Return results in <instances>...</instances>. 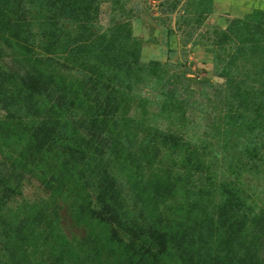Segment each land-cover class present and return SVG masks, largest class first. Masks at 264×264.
Instances as JSON below:
<instances>
[{
    "label": "trees",
    "instance_id": "16d2710c",
    "mask_svg": "<svg viewBox=\"0 0 264 264\" xmlns=\"http://www.w3.org/2000/svg\"><path fill=\"white\" fill-rule=\"evenodd\" d=\"M3 5L0 0L1 36L10 32L6 40L29 67L21 74L0 70L8 113L0 134L9 153V164L0 166V264H73L62 211L78 223L106 226L105 244L90 250L111 255L123 245L131 264H261L264 207L242 187V167L231 166L235 178L216 183L214 158L207 164L180 132L123 114L131 90L115 81L130 79L132 66L120 32L94 35L83 26L72 33L54 15L38 31L28 21L13 27ZM252 34L255 50L264 53V29ZM60 58L76 63L81 76H68ZM259 71L264 76V66ZM257 108L252 122L230 117L232 127L249 135L233 144L238 158L253 161L256 173L263 161L264 138L256 137L264 134V102ZM140 131H146L143 140ZM163 148L173 155L171 167L146 174ZM206 167V180H192ZM119 171H126L127 184ZM25 177H36L54 197L12 208Z\"/></svg>",
    "mask_w": 264,
    "mask_h": 264
},
{
    "label": "rangeland",
    "instance_id": "374dc122",
    "mask_svg": "<svg viewBox=\"0 0 264 264\" xmlns=\"http://www.w3.org/2000/svg\"><path fill=\"white\" fill-rule=\"evenodd\" d=\"M2 3L7 24L13 27H24L28 21L38 31L46 17L54 15L59 26L72 33L83 26L94 35L110 37L120 32L119 43L129 50L132 66L130 79L125 78L124 83L115 81L120 90H131L123 103V114L143 121L146 126L180 132L192 143L191 148H198L207 164L214 158L216 183L235 178L231 166L238 171L240 165L242 187L253 196L258 207H264V152L260 172L252 168L253 161L241 162L233 144L249 135L230 123V117L236 114L254 121L257 107L264 102V76L258 75L264 66V53L255 50L252 34L264 29V0H2ZM235 20L242 22L231 30ZM10 36L7 32L6 39ZM6 39L0 33V70L21 74L29 66ZM60 59L71 69L68 76H81L76 63ZM7 116L1 96L0 124L8 122ZM145 135L146 131H140L138 139L143 140ZM256 138L263 140L264 134ZM4 143L0 134V166L9 164ZM171 157L163 148L146 174L169 169ZM207 169L202 173L194 170L192 180H206L210 173ZM117 174L127 184L126 171ZM18 192L10 203L12 208L28 202H47L54 197L36 177H25ZM61 224L72 246L73 264H111L113 259L117 264H131L123 245L111 255L104 248L100 253L90 250L93 245L105 244L106 226L94 220L78 223L76 217L64 211ZM87 236L88 244L82 243ZM35 257L39 258V254ZM259 257L264 264V243Z\"/></svg>",
    "mask_w": 264,
    "mask_h": 264
}]
</instances>
